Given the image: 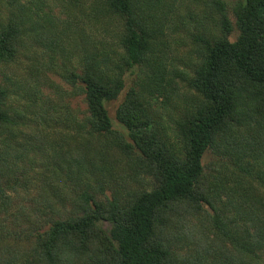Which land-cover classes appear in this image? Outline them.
<instances>
[{
    "label": "rangeland",
    "instance_id": "rangeland-1",
    "mask_svg": "<svg viewBox=\"0 0 264 264\" xmlns=\"http://www.w3.org/2000/svg\"><path fill=\"white\" fill-rule=\"evenodd\" d=\"M236 1L131 0L151 37L143 61L127 68L122 23L104 2L0 0V33L17 31L13 55L0 61L4 108L15 121L0 130V259L28 264L50 221L91 216L108 232L104 217L122 218L134 198L160 184L162 160H188L187 119L208 106L190 85L202 60L201 37L237 39ZM85 69L111 86L123 80L106 103L108 132L92 128L99 117L73 81L72 74ZM250 97L242 93L230 129L203 156V184L236 238V226L253 214L252 198L264 201V130ZM213 212L209 205L167 211L162 228L169 264L257 260L221 233L210 220ZM71 240L75 249L63 264L112 260L96 226Z\"/></svg>",
    "mask_w": 264,
    "mask_h": 264
},
{
    "label": "trees",
    "instance_id": "trees-1",
    "mask_svg": "<svg viewBox=\"0 0 264 264\" xmlns=\"http://www.w3.org/2000/svg\"><path fill=\"white\" fill-rule=\"evenodd\" d=\"M100 1L122 23L124 30L120 40L125 66L132 68L138 65L144 59L151 37L142 11L133 7L131 0ZM235 13L240 29L237 39L201 37L202 60L190 85L208 106L203 112L187 119L184 138L188 160H162L157 167L160 184L134 198L122 210V218L113 215L104 217L111 224L108 232L91 216L50 221L48 229L39 234L36 244L31 246L34 250L28 264H63L65 259L71 258V251L75 249L71 237L93 226L98 228L113 253L112 260L107 264H169L170 251L162 225L167 211L174 206L186 205L202 208L209 205L214 211L210 220L221 233L243 254L257 259L252 264H264V201L252 198L255 209L244 224L236 226L242 236L236 238L237 234L226 227V220L223 221L227 216L213 205L208 182L203 184V156L216 145L217 137L230 129L231 119L239 111V98L244 91L254 94L250 101L259 108L256 121L258 128L264 130V0H237ZM222 25L224 35L228 34V23ZM16 34L15 29L0 33V61L13 55ZM72 77L94 115L99 117L98 122H92V128L110 131L112 121L106 103L118 96L123 80L116 79L111 86L91 75L88 69L72 74ZM6 95L5 89L0 86L2 131L10 129V124L15 123L4 108ZM229 139L235 144V137ZM82 199L93 203L87 195H83ZM0 264H8V261L0 259Z\"/></svg>",
    "mask_w": 264,
    "mask_h": 264
}]
</instances>
